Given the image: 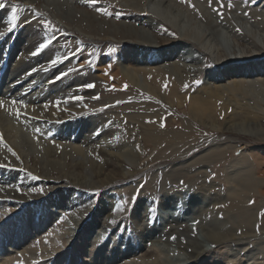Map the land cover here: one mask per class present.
<instances>
[{
    "label": "rangeland",
    "instance_id": "obj_1",
    "mask_svg": "<svg viewBox=\"0 0 264 264\" xmlns=\"http://www.w3.org/2000/svg\"><path fill=\"white\" fill-rule=\"evenodd\" d=\"M195 1L206 5V11L210 10L208 21L214 24L213 29L203 17L208 14L196 7ZM0 3L4 4L0 10L7 11L0 23V32H3L0 44L4 43L0 51L5 59L8 58L6 52L13 47L25 28L43 29L48 34L38 43H51L39 53L55 48V57L51 62L57 61L53 63L58 71L59 79L56 78V81L69 79L73 84L77 77L80 79V84L69 83L65 96L54 92L59 101L48 105L45 112L57 111L58 116L73 120L85 118L87 121L90 117H99L103 126L114 133L113 137H116L119 145L126 144L135 150L134 158L118 155L120 151H106L102 144L87 151L84 156L69 153L66 161L70 170L76 160L85 165L84 171L88 175V182H91L84 186L73 184L66 170L54 163H48L44 170L38 171V181L31 186V192L21 188L18 183L11 186L13 195L5 193L0 196V230L5 226L12 233V236H8L10 233L0 234L3 242L0 264H92L94 261L97 264H166V254L158 251L159 248L150 245V242L139 239L138 231L131 222L132 210L141 198L148 202L152 219L161 222L160 204L167 194L213 197L216 204L209 206L208 218L210 215L212 220H226V212L239 203L227 196L230 172L235 173L236 167L245 168L240 166L241 162L255 167L252 159L247 157L248 152H257L264 159V135L228 130L232 123L225 124V119L232 114V105L226 113L215 116L216 122H202L191 117L188 96L212 83L227 86L240 80L254 81L253 85L258 86L260 91L252 99H245L244 93L250 92L246 88L237 99L263 115L253 120L251 125L264 124V0H0ZM17 5L16 26L8 31L12 8ZM143 31L146 37L141 34ZM181 46L185 48L167 59V49ZM231 49L238 53L248 50L247 57L229 63L230 60H227L234 56ZM187 50L196 56L197 61L189 62L193 71L189 72L182 86V90L186 91L183 100L174 97L171 102L163 96L169 89L167 80L161 85V91L151 93L124 79L110 76L106 81L96 76L105 72L99 69L101 64L157 65L167 69L169 63L177 62ZM20 52L18 47L15 48L14 53L19 55ZM221 52L225 56L221 57ZM130 57L142 59L143 63L130 64ZM221 62L223 64L220 65ZM235 63H258L256 66L261 70L258 72L248 68L249 74L245 75L236 72L229 74L223 70L228 64ZM3 72L1 70L0 75ZM105 74H109L108 71ZM139 80H142V76H139ZM257 101L262 102L261 109L254 105ZM147 110L152 115L150 120L137 121L131 116L133 113L134 116L141 115ZM236 122L240 123L239 120ZM49 125L52 128L55 126L53 123ZM149 130L170 135L178 133L180 138L176 141V150H170V141L153 142ZM98 131H94L95 138ZM76 133L77 130L71 135L72 138ZM53 134L49 131L46 139L58 140ZM64 145L72 152L71 147L76 144L66 140ZM215 146L223 151L221 156L188 164ZM244 157H247V161L242 160ZM91 162L95 167L90 168ZM261 168L264 170V163ZM174 170H177L176 173H172ZM259 177L263 176L259 174ZM69 190L73 192V198L81 196L85 202L76 209L54 208L57 213H50L52 207L46 202V196L51 192L55 195L57 191L66 193ZM242 196L243 206L255 211L256 236L246 235L244 239L242 230L236 229L232 235L236 241H209V249L197 259L206 254L215 259L214 264H264V254L255 249L264 241V196L258 194L256 189L245 190ZM105 199L113 201L115 205L113 224L109 230L104 229L103 239L86 244L79 236L76 237L77 231L74 234L72 231L78 229L80 216L86 218ZM108 205L111 206L109 202L105 204ZM182 210L190 216L187 204L184 203ZM24 219L35 226L25 237H21V243H17L16 231ZM199 222L198 218L186 222L196 237ZM41 223L43 225L38 228ZM14 226L16 231L13 232L11 229ZM224 227L221 231L229 233L228 226ZM207 228L204 225V229ZM243 243L246 246L240 250L239 245ZM104 244L107 249L98 256L95 251L98 252ZM169 244L175 246L174 242ZM164 245L167 247V243ZM79 246L84 247L83 252L72 256L80 249ZM252 249L253 254L248 255ZM145 252L154 254L147 257L144 256ZM107 254H114L115 261L105 262L108 261L104 259Z\"/></svg>",
    "mask_w": 264,
    "mask_h": 264
},
{
    "label": "bare ground",
    "instance_id": "obj_2",
    "mask_svg": "<svg viewBox=\"0 0 264 264\" xmlns=\"http://www.w3.org/2000/svg\"><path fill=\"white\" fill-rule=\"evenodd\" d=\"M195 4L196 7H200L201 10L203 9L204 14H208L206 16L203 15L206 21H208L209 13H211L210 10L206 11V5L199 1H195ZM6 13V10H0V23L2 17L4 18L6 16ZM208 22L213 29L215 27L214 24L210 23V21ZM46 33L43 29L34 30L31 27L25 28V31L18 35L13 47L6 52L5 55L8 57L7 62H5L7 59L3 57L4 54L0 51V71L4 70L0 75V102H2L0 103V196H4L5 193L6 195H13L14 189H11V186H15V183L20 184L19 186L21 188H25L31 192V186L38 181V171L44 170V166L48 163H54L61 166V169L66 170L67 175L71 176V182L73 184L82 186L89 184L91 180L88 182V175L84 171V163L76 160L70 170L66 156L69 153H77V155L84 156L87 151L94 150L99 144L105 146L106 151H120L118 155L129 158H134L135 156L134 148L126 144L119 145L115 139L116 137H113L114 133L112 134L109 129L103 126L104 124L99 117H90L87 121H85V118L73 120V118L58 116L57 111L51 110L50 112H45V108L48 105L52 106L59 101L54 92L57 94L60 93L59 96L61 95L63 97L66 95V88L68 86L80 84L79 77L76 78L73 84L69 82V79L60 82L56 81L58 71L51 62L55 57V48L51 47L47 51L44 50L39 54H32L36 51L37 45L40 43L38 41L45 37ZM126 33L128 32L126 31ZM141 34L145 35L144 31ZM3 44V42L0 44V48L3 47ZM17 47L21 50L19 55L18 53H14ZM182 48L184 49L185 47L181 46L167 49V59L172 54H177L179 49ZM186 52L185 55L182 54L183 56H180L177 62L169 63L167 69L157 65H142V67H138L134 65L120 66L117 64L110 66L109 64H101L99 69L105 72L108 71L109 74H105L104 72L96 76L106 81L110 76L120 80L124 79L134 85L144 87L145 90L151 93L161 91V85L167 80L169 89L164 95L163 93L161 94L171 102L174 101V97L183 100L186 91L182 90V86L186 82L189 72L191 73L193 71L189 62L197 61L196 56L192 55L190 50ZM247 53L248 50H242L238 53L236 50L231 49V54L234 56L229 58L227 62L230 60L229 63H234L238 59H244L247 57L245 56ZM160 54L163 55L165 52ZM220 54L221 57L223 55L225 56L223 52ZM15 57L17 59L14 60ZM232 59L234 61H231ZM136 62L143 63L142 59L131 58L129 61L130 64H135ZM221 64L223 63L221 62ZM257 64H228L223 70L229 74L236 72L245 75L249 74L248 68H252V70L256 69L260 72L261 69L256 66ZM227 67L232 69L228 70ZM139 76H142V80H139ZM262 82L264 83V79H262ZM253 83L254 81L240 80L227 86L213 85V83L210 86L204 85L201 89H198L195 93L189 94L188 96V99L190 98L189 113L191 117L202 122H216L215 116L218 117L221 113H226L229 106L232 105V114L228 115L225 119V124L228 122L232 123V125L228 126V130L247 132V134L250 133L253 135H264L263 123L258 121L260 123L251 125L253 120H258L263 115L251 110L250 105H244L240 99H237L238 95L241 92L243 93L246 88H249L250 92H245L244 98L252 99V96L260 91V88L256 85L254 86ZM254 105L258 109H261L263 104L257 101ZM131 116L137 119V121H146L147 119L150 120L152 115L147 110L141 115L134 116L133 113ZM238 120L240 123L236 122ZM50 123L55 125L54 128L51 127L52 125H49ZM149 124L151 125L152 123ZM46 125H49L48 127L50 129ZM76 130L77 133L72 138L71 135L75 134ZM49 131L54 133L52 136L54 138L58 137V140L46 139V134ZM94 131H98L96 138L94 137ZM42 132H44L43 135ZM148 133L153 142L159 143L158 141L161 140L170 141V150H176V141L180 138L178 133H172L174 135H170L167 132H154L151 130ZM66 140H72L76 144L71 147L72 152H69L65 147L64 141ZM59 148H61V151L58 152ZM222 153L223 151L215 146L206 150L204 154L197 156L188 164H196L212 156H221ZM247 157L252 159L255 167L251 164L248 165L241 162L240 166L245 168L241 169L240 167H236V172H230L228 177L229 188L227 190V196L229 198H235V202L238 201L239 203H236L238 205L226 212V220L220 221L215 218V220H212L210 219V215L208 218V214H210L209 206L216 204L215 198L213 197L203 195L188 197L180 193L174 195L167 194L161 200L160 204L161 213L159 215L161 222L157 219H152L148 209V202L141 198L136 203L130 216L135 231H138V238L150 242V245L159 248L158 251L165 253L166 264H214L213 262H216L215 259L206 254L201 259H197L200 254L202 255L206 249H209V241L217 243L234 241L236 238L232 237V235L236 229L242 230L244 239L246 235L256 236V229L254 228L255 211L254 209L243 206L242 193L245 190L255 191L256 189L258 194L260 193L264 196V170L261 168L264 159L257 152H248ZM247 157L242 158V160L247 161ZM90 166V168L95 167L94 162H91ZM176 171L174 170L172 173H176ZM259 174L263 177H259ZM74 197L76 196L74 195ZM46 202L52 207L50 213L56 214L57 211L54 208L60 210L76 209L85 201L82 200L81 196L73 198V192L69 190L66 193L57 191L55 195L51 192L46 196ZM108 202L111 206H105ZM184 203L187 204V208L190 211L189 217L182 210ZM115 214L114 202L107 199L101 200L100 205L87 214L86 218L88 217V219L80 216V219L77 220L78 229L74 228L72 232L74 234L77 231L76 237L79 236L78 238L82 239L86 244L91 242L95 243L103 239L106 232L104 229L107 228L109 230L113 224L112 221L116 216ZM196 218L200 219L197 237L186 224L188 220L193 221ZM227 220H229V224L226 223ZM41 225L43 223L38 224V228ZM204 225L208 227L207 230L204 229ZM226 225L229 228V233L224 234L221 228ZM34 226L35 224L31 225L28 219L20 222L17 231L14 230L16 227L14 226L11 231L17 232L18 241L15 242L21 243L22 238L25 237L26 233H30ZM9 233V227L4 226L0 230V234L2 235H8ZM8 236H12V233ZM171 242H174L175 246H168ZM163 243H167V247ZM2 244L3 242L0 240V250L3 249ZM104 246L105 244L98 252L95 251L98 253V256H101L103 252L105 253L107 247L105 248ZM239 246V249L242 250L245 248L246 243L240 244ZM255 249H257L258 253L264 254V241L260 242ZM83 250L84 247L81 246L72 256H75L79 251V253H82ZM174 252L176 253L173 254ZM253 252L254 249L248 251V255H252ZM169 253L172 256H167ZM152 254L154 253L145 252L144 256L148 257ZM104 259L108 260L105 262L109 263V261H115L116 256L114 254L108 256L107 254ZM192 261L195 263H192ZM241 261L242 259L239 262ZM92 264H97V261L92 262ZM100 264H103V262H100Z\"/></svg>",
    "mask_w": 264,
    "mask_h": 264
},
{
    "label": "snow or ice",
    "instance_id": "obj_3",
    "mask_svg": "<svg viewBox=\"0 0 264 264\" xmlns=\"http://www.w3.org/2000/svg\"><path fill=\"white\" fill-rule=\"evenodd\" d=\"M3 7H4V4L3 3H0V8H3ZM17 7H18V5L17 6H14L12 8V18H11V22H10L11 23V26L8 28V31H12V29L16 26V21L18 19L17 14H16ZM0 35H3V33L0 32ZM48 43H51V41H48L46 43H40L39 46L37 47L36 51L33 52L32 54L33 55L38 54L41 50H43L45 47H47ZM56 62L57 61H55V60L52 61V63H56ZM57 79H59V77H57ZM92 86L93 85H87V87H92ZM77 99H79V97H77ZM0 103H2V102H0Z\"/></svg>",
    "mask_w": 264,
    "mask_h": 264
}]
</instances>
